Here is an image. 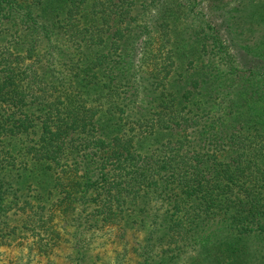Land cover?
<instances>
[{"label":"trees","instance_id":"trees-1","mask_svg":"<svg viewBox=\"0 0 264 264\" xmlns=\"http://www.w3.org/2000/svg\"><path fill=\"white\" fill-rule=\"evenodd\" d=\"M206 2L0 0V243L264 264V0Z\"/></svg>","mask_w":264,"mask_h":264},{"label":"rangeland","instance_id":"rangeland-1","mask_svg":"<svg viewBox=\"0 0 264 264\" xmlns=\"http://www.w3.org/2000/svg\"><path fill=\"white\" fill-rule=\"evenodd\" d=\"M202 1L204 5L207 4L206 0ZM213 17L219 20L218 9L213 13ZM80 231H83V234L80 236L82 241L88 242L89 251L85 258L88 263L91 262L90 258H93L94 254L96 256L98 252L101 260H110L112 258L115 253V243L113 241L115 238H118L117 236L120 235V231H116L115 228H113L111 232L105 231L103 233L97 229L92 234L89 232L90 230L86 232V230L81 229ZM141 234L144 236L146 232L143 230ZM19 239V244L13 239H9L7 241L8 244L0 243V264H64V257H62V254L57 260L53 258L54 261L52 263V261H49L50 258H45V256L38 254L35 248L30 245L32 242L30 237L18 238V240ZM125 240L126 239H123L122 241ZM130 240L131 238H129V241Z\"/></svg>","mask_w":264,"mask_h":264}]
</instances>
